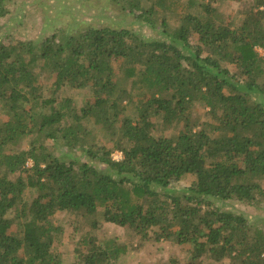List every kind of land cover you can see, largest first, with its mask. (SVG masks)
Returning a JSON list of instances; mask_svg holds the SVG:
<instances>
[{
  "label": "trees",
  "instance_id": "obj_1",
  "mask_svg": "<svg viewBox=\"0 0 264 264\" xmlns=\"http://www.w3.org/2000/svg\"><path fill=\"white\" fill-rule=\"evenodd\" d=\"M115 1L152 27L154 8H171ZM252 1L224 23L190 0L178 25L160 22L165 38L90 25L0 40V264H71L57 252L62 210L189 245L180 264H264V228L224 205L264 206V0ZM66 87L91 97L78 106ZM158 122L177 131L155 134ZM83 235L75 264H121L133 249Z\"/></svg>",
  "mask_w": 264,
  "mask_h": 264
},
{
  "label": "rangeland",
  "instance_id": "obj_2",
  "mask_svg": "<svg viewBox=\"0 0 264 264\" xmlns=\"http://www.w3.org/2000/svg\"><path fill=\"white\" fill-rule=\"evenodd\" d=\"M190 0H170V9L155 7L158 10L154 14L157 27L142 23L136 17L135 12L123 10L115 0H12L6 17L0 19V40L9 43L16 39L40 40L59 28L70 30L84 26H110L114 28L126 27L137 31L148 39L165 38L161 32L163 29L160 22L162 19L169 20L170 27L179 24L178 17L185 11ZM197 2H212L217 7L216 15L219 22L236 21L239 11L245 8L252 0H196ZM145 5L150 8L153 0H144ZM196 6V5H195ZM195 11L198 9L196 6ZM155 13V12H154ZM258 51L264 55V48ZM73 96L78 106L89 100L91 95L87 89H73L66 87L62 96ZM208 108L202 104H196L191 110V119L199 124L197 128H204L209 121ZM134 115L133 107L128 111ZM95 136L100 142L104 137L99 128H95ZM177 128L164 130L160 122L157 123L155 134L172 135ZM26 146V145H24ZM115 155V156H114ZM115 159H121L123 153L116 150L113 153ZM31 162L29 163V165ZM194 179L188 176L179 182V185L187 186ZM225 207L246 211L253 224L264 228V206H248L239 202H225ZM11 214V213H10ZM12 215V214H11ZM56 225L63 228L57 244V252L62 255L68 263L75 264L79 255L75 252L79 240L83 234L97 236L100 242L114 240L128 243L133 249L121 259V264H180L189 257V245H179L169 240H142L141 236L133 229L116 225L111 222L102 221L97 226L91 225V220L85 219L83 215L77 216L75 211L62 210L53 218ZM224 264H230L226 260Z\"/></svg>",
  "mask_w": 264,
  "mask_h": 264
},
{
  "label": "built area",
  "instance_id": "obj_3",
  "mask_svg": "<svg viewBox=\"0 0 264 264\" xmlns=\"http://www.w3.org/2000/svg\"><path fill=\"white\" fill-rule=\"evenodd\" d=\"M115 156V155H114Z\"/></svg>",
  "mask_w": 264,
  "mask_h": 264
}]
</instances>
